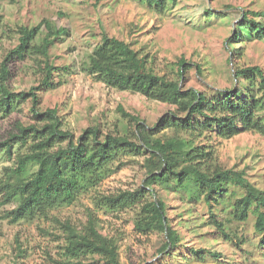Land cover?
I'll list each match as a JSON object with an SVG mask.
<instances>
[{
    "label": "trees",
    "instance_id": "1",
    "mask_svg": "<svg viewBox=\"0 0 264 264\" xmlns=\"http://www.w3.org/2000/svg\"><path fill=\"white\" fill-rule=\"evenodd\" d=\"M142 1L161 13L174 2ZM16 33L18 43L0 60V119L10 117L30 100L37 121H17L7 136L0 135V160L13 162L2 167L0 197L14 205L7 214L13 222L48 219L54 211L76 205L85 197L92 200L95 207L88 208V221L82 227L70 220L61 222L67 244L59 263L78 264L91 255L99 256L105 264H125L118 239L102 232L99 213L128 207L136 208L137 230L164 235L160 261L181 256L183 239L173 225L163 191L187 204L202 205L207 212L201 213L202 224L211 225L219 237L231 242L238 237L233 233L235 226L253 220L254 232L264 245V189L253 183L245 170L219 166L212 148L217 140L245 132L264 137V69L236 64L233 56L241 49L230 47L245 40L264 41V10L242 13L228 39L234 85L211 92L184 85L191 65L184 57L178 59L174 75L161 74L149 53L102 30L100 41L83 62V71L117 90L174 106L154 126L120 107L135 124L136 140L127 133L103 134L98 126L87 127L77 138L57 107L37 109L38 90L57 88L62 82H56L55 76L63 79L70 71V66L56 65L50 54L69 31L44 19L36 25L20 24ZM25 61L33 63L39 84L17 92L11 85L12 64ZM198 71L202 72L200 66ZM136 155L145 156L143 185L104 193L102 183L121 169L124 158ZM188 250L186 260L222 256L205 247Z\"/></svg>",
    "mask_w": 264,
    "mask_h": 264
},
{
    "label": "rangeland",
    "instance_id": "2",
    "mask_svg": "<svg viewBox=\"0 0 264 264\" xmlns=\"http://www.w3.org/2000/svg\"><path fill=\"white\" fill-rule=\"evenodd\" d=\"M246 10H264V0H174L163 13L148 8L142 0H0V60L18 43V25H36L48 19L66 27L69 34L51 48L50 54L56 65L70 66V71L63 79L55 76L56 82H62L57 88L38 90L37 109L45 111L57 107L77 138L87 127L98 126L103 134L127 133L136 140L135 124L124 116L120 107L154 126L174 106L117 90L83 71V62L100 41L102 30L133 43L144 54L149 53L161 74L174 75L178 59L184 57L191 63L184 85L211 92L234 85L230 47L241 49L233 56L236 64L260 65L264 69V41L245 40L229 47L228 39ZM32 64L30 61L12 64L15 71L11 85L15 91H28L39 84V75ZM198 66L202 72L198 71ZM17 121L25 124L37 121L30 100L10 117L0 119V135L7 136ZM212 148L219 166L245 170L249 179L264 189L263 136L245 132L217 140ZM123 160L125 164L121 169L102 183L104 193L143 185L145 156H129ZM12 163L1 159L0 174L3 166ZM163 193L167 196L173 225L183 239L179 249L181 256L160 261L159 248L164 235L137 230L136 208L100 212L102 232L118 239L123 263L264 264V245L261 246L254 232L253 220L237 224L233 233L238 237L231 242L219 237L211 225L202 224L201 213H207L202 205H190L174 194ZM13 207L0 197V264H64L59 263L67 244L61 222L70 220L73 225L82 227L88 221V208L95 206L85 197L76 205L54 211L48 219L32 222H13L7 217ZM193 247L209 248L222 256L219 259L208 256L205 261L186 260L184 254H189L188 248ZM78 264L105 262L99 256L90 255Z\"/></svg>",
    "mask_w": 264,
    "mask_h": 264
}]
</instances>
